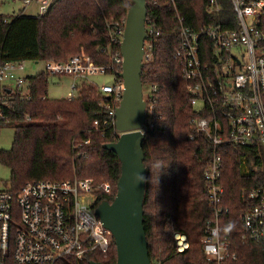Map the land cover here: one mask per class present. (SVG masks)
Here are the masks:
<instances>
[{
	"label": "trees",
	"instance_id": "16d2710c",
	"mask_svg": "<svg viewBox=\"0 0 264 264\" xmlns=\"http://www.w3.org/2000/svg\"><path fill=\"white\" fill-rule=\"evenodd\" d=\"M131 3L51 0L42 14H0V62L63 61L84 54L96 65L108 66L112 52L120 50L119 42L111 41V27L124 21ZM205 4L206 0H146V17L160 30L153 58L141 72L142 85L157 87L152 94L159 115L143 139V226L152 264H215L206 259L201 244L206 223L212 218L203 179L211 145L190 124L195 111L187 101L185 83L172 57L177 46V12L187 25H198L200 19L217 23L211 21L214 15L206 14ZM225 5L229 8L228 2ZM48 78L46 71L26 77L30 98L13 93L10 108L4 109L6 121L16 123L10 148L0 149V163L9 170L4 186L18 190L27 181H57L73 176L90 178L94 183L108 182L111 192L96 191L92 204L95 209L102 200H113L121 171L117 155L103 148L118 138L107 122L108 98L100 94L95 81L80 83L72 98H48ZM189 134L194 135L192 140ZM244 153L230 146L222 161L221 205L227 211L221 215L220 229L229 233L231 256L220 264H264V239L243 240L240 223V214L248 204L242 190L261 182L264 162L254 158L247 162L249 172L242 173L240 157ZM175 232L187 236L189 245L183 252L176 250ZM90 261L115 264L114 241L107 254L89 251L74 264ZM5 264L15 263L9 259Z\"/></svg>",
	"mask_w": 264,
	"mask_h": 264
},
{
	"label": "built area",
	"instance_id": "2783aa9c",
	"mask_svg": "<svg viewBox=\"0 0 264 264\" xmlns=\"http://www.w3.org/2000/svg\"><path fill=\"white\" fill-rule=\"evenodd\" d=\"M37 1L39 13H45L50 0ZM204 10L214 15L211 21H217L216 24L200 19L198 25H187L177 12V46L172 57L185 83L187 101L195 111L190 124L211 145L203 179L212 218L206 223L201 244L206 259L220 264L231 256L229 233L220 229L221 215L227 211L221 205L224 154L230 146L246 151L240 157L242 173L249 172L247 162L254 158L264 162V0H206ZM124 22L125 19L112 25L113 43L120 45ZM145 33L143 65L152 60L154 42L160 34L159 28L147 17ZM111 57L108 66L96 65L84 54L63 61L46 60L44 71L48 75H66L78 80L71 84L67 98L76 95L74 92L80 83L92 82V76L110 74L113 83L98 84V90L108 98L107 122L119 136L115 109L123 93V82L117 73L122 65L120 50L113 51ZM23 70L24 61L0 62V122L8 119L4 109L10 108L13 93L30 98L26 94L27 79L22 75ZM148 87L149 95L144 99L145 120L139 128L142 132L159 117L152 94L157 87ZM93 123L96 125L97 120ZM193 138L189 134V139ZM98 190L110 193L111 185L73 176L57 181H27L18 190L1 188L0 264L9 259L15 264H74L89 251L107 254L113 238L92 207ZM242 195L248 200L240 214L242 239H264V178L258 185L243 189ZM173 238L178 252L188 248L184 233L175 232Z\"/></svg>",
	"mask_w": 264,
	"mask_h": 264
},
{
	"label": "water",
	"instance_id": "95a60500",
	"mask_svg": "<svg viewBox=\"0 0 264 264\" xmlns=\"http://www.w3.org/2000/svg\"><path fill=\"white\" fill-rule=\"evenodd\" d=\"M146 14V0H132L126 12L120 41L119 76L123 93L115 109V128L121 133L116 141L103 145L117 155L121 171L113 200L104 199L94 209L103 227L112 235L116 247L115 264H152L143 226L145 132L139 130L145 120L146 105L141 82ZM89 264L103 263L90 261Z\"/></svg>",
	"mask_w": 264,
	"mask_h": 264
},
{
	"label": "rangeland",
	"instance_id": "374dc122",
	"mask_svg": "<svg viewBox=\"0 0 264 264\" xmlns=\"http://www.w3.org/2000/svg\"><path fill=\"white\" fill-rule=\"evenodd\" d=\"M51 1V0H50ZM21 12L25 15H38V1L30 0L28 3L25 0H0V14L4 16H14ZM45 70L44 61H24V70L22 75L25 77L34 76ZM91 79L97 84L113 83V77L109 74L95 75ZM77 79L70 76H54L49 75L47 86V97L52 99L67 98L70 91V86ZM77 92H74L76 94ZM143 98L149 95V87L142 85ZM15 122L4 121L0 122V149L8 150L11 146ZM9 170L0 163V189L4 188L5 183H8Z\"/></svg>",
	"mask_w": 264,
	"mask_h": 264
},
{
	"label": "crops",
	"instance_id": "0c3cea01",
	"mask_svg": "<svg viewBox=\"0 0 264 264\" xmlns=\"http://www.w3.org/2000/svg\"><path fill=\"white\" fill-rule=\"evenodd\" d=\"M73 82H74V81H73ZM73 82H72V83H73ZM77 82H78V80H77Z\"/></svg>",
	"mask_w": 264,
	"mask_h": 264
}]
</instances>
